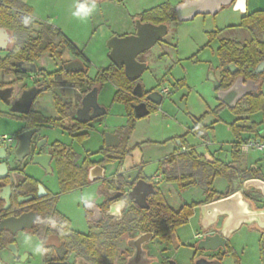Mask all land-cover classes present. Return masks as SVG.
<instances>
[{"label": "rangeland", "instance_id": "374dc122", "mask_svg": "<svg viewBox=\"0 0 264 264\" xmlns=\"http://www.w3.org/2000/svg\"><path fill=\"white\" fill-rule=\"evenodd\" d=\"M22 1L31 8V16L34 20L40 23L33 26L36 31L43 30L44 23L60 27L65 35L84 51L91 61L88 75L92 76L100 67L109 63V49L106 43L111 36L130 35L134 31L137 15L143 10L163 2L174 7L181 0H96V10L86 20H80L72 14L80 0ZM248 1L249 10L253 3L257 5L254 9L264 10V0ZM13 12H15L14 9ZM241 12L234 6H225L215 16L197 15L187 22H172L168 24L164 36V40L171 41V44L159 41L141 56L147 63V69L141 75V81L145 87L149 89L159 83L170 89L169 93L163 95L161 104L154 111L135 121L128 142L122 143L123 146L124 144L130 146L145 142L141 145L140 151L138 150L140 155H136V160L142 156L141 159L145 161V172L155 171L160 160L172 151L176 143L171 140L188 131L192 125L191 116L198 117L205 112L208 113L205 114L203 123L212 127L208 132L207 141L192 133L186 135V140L198 153L210 157L211 153H216V158L230 161L231 144L235 141L230 123L237 118V115L226 106L220 108L217 116L211 110L218 104L213 85L220 73L216 52L219 37L234 38L242 43L250 41L255 36L260 37L259 33L253 34L252 31L238 26ZM214 30H221L220 35L208 44V33ZM35 35L34 33L33 36ZM25 40L26 38L21 42ZM42 63L47 69L54 67L49 57H44ZM259 81L264 95V75ZM113 91L114 85L111 82L106 81L102 84L100 101L106 106L111 105V111L104 118L99 131H90L83 143L72 142L68 134L63 133L61 129L45 128L43 133L49 140L59 139L69 144L72 142L79 153L94 151L100 145L101 131L112 130L126 123L125 107L121 103L112 102ZM37 101V106L44 115L50 116L54 113L50 93L40 95ZM0 109H3L1 103ZM241 117L237 120V124L243 125L252 121L259 123L264 119V110L248 117ZM22 124V119L0 113V137L3 134L12 136L19 131ZM129 166V164L123 165L121 172ZM237 166L240 168L253 166L259 171L257 176L264 178V153L250 151L247 155H241ZM28 171L43 177L51 188H58L56 171L45 174L41 168L33 164L28 165ZM243 181L241 176L235 179L233 189H242ZM225 188L226 180L223 177L216 178L213 189L225 191ZM162 189L168 204L173 208H178L184 203L202 201L205 196L204 189L200 185L182 191L177 184L170 183L163 184ZM91 199H101L96 185H88L82 191L75 190L62 194L58 201V208L71 219L72 227L86 230L87 222L81 203ZM254 199L257 206H262L264 202L262 198L256 194ZM199 220L197 207L194 208L187 223L175 230L163 252L157 238L149 242L148 249L154 256L151 264H161L163 259L173 260L176 264H195V260L202 253L197 247L200 240L195 239V234L201 232L204 235L205 232L201 229ZM218 220L221 221V218ZM251 226L253 225L244 224L230 236L227 242L229 251L223 255L221 264H264V232L261 229L252 230ZM26 237L31 239L26 240ZM38 242L40 243L38 238L28 232L18 233L16 247L19 253L28 254L23 264H43L44 252L43 254L34 252ZM121 246H124L123 242ZM3 252L8 254L7 250ZM204 254L208 253L204 252ZM117 261L118 264L122 263V259L120 257L118 259V256Z\"/></svg>", "mask_w": 264, "mask_h": 264}, {"label": "flooded vegetation", "instance_id": "af4514ba", "mask_svg": "<svg viewBox=\"0 0 264 264\" xmlns=\"http://www.w3.org/2000/svg\"><path fill=\"white\" fill-rule=\"evenodd\" d=\"M181 1H179V3ZM234 1L226 6H233ZM174 7L172 6L173 10ZM224 7L225 6H221L219 12ZM137 22L141 21L137 19L136 23ZM136 23L134 31L131 34L136 33ZM167 26L168 24L166 27ZM215 31L218 33L212 40L220 35L219 31L221 30H214L210 32ZM8 33L10 35V40L5 49H0V53H3L0 54L1 58L5 57L9 53L13 42L12 34L10 32ZM62 33L65 35L64 32ZM164 36L158 39L155 44L159 41H162L164 44H171V41L164 40ZM65 37H67L74 44L76 48L75 50L56 47L57 54L44 53L39 55L33 61H13V64L16 67V73H0V103L3 106V109H0V113L18 117L22 119L23 123L19 131L12 136L3 134L0 137V148L5 153L4 158L0 159V164L5 163L6 166V172L3 177L0 178V191L7 185L9 186V205L4 208L5 201L3 198H0V200H2L0 211V224L2 227L0 228V231H4L8 237L13 239L12 242L7 243L3 248L0 247V259L6 264H15L23 258V264L28 254L25 252L19 253L15 243L18 233L28 232L36 236L45 249L43 264H93L89 258L82 253L83 251L80 252L78 249V245H82L88 234L93 231L97 236H99L100 243H114V260L116 264H118L117 256L118 259L119 257L122 259L121 264H128V261L132 259L135 253V247L132 244L133 241L139 235H142V239H144L147 234H152V238L149 241L144 242L142 245L146 252L147 259L149 260L148 264H151L154 261V256L148 249V243L157 238L159 240L158 243L162 245L161 252L166 250V245L168 244L164 243L155 233V227L159 226V222L157 220H147V218L149 219L150 217L148 213L151 212L150 207L154 203V198L158 192H160L167 201V197L162 189V186L163 184L167 185L170 183L163 179V174L159 170V165L153 172L144 171L145 161L141 159L142 156L136 160V155H140L138 150L141 146L133 149L129 154L122 158L120 155L121 148L124 147L128 149L137 144L135 143L130 146H125L124 144L123 146V141L128 142L130 138L129 136L126 140H124L120 134V128L125 124L122 126H116L112 130L101 131L100 145L94 151H86L83 154L75 150L72 142L75 141L77 143H83L88 138L90 131L98 132L99 127H101L104 123V118L111 111V105H104L100 101L99 97L100 90L104 82L98 84L94 82V79L99 70L113 63L109 60V63L106 66L100 67L94 75H88V69L91 61L84 51L78 48V46L67 35H65ZM221 38L229 37H219V41ZM209 42L208 38V44ZM218 46L219 42L216 49ZM149 49L136 55V60L138 62H144L146 66L136 79H132L134 81L132 94L137 99L134 107L140 103H144L149 110L148 114L154 111L157 106L161 104L163 95L170 92L169 87H167L168 91L163 93L162 90L165 87L163 85L161 86L159 83L147 89L141 81V75L147 69V63L141 56L146 54ZM44 57H49L53 61L54 67L52 69H47L44 66L42 63V59ZM19 62L33 63L36 67V71L28 72L22 70L18 66ZM113 65L115 67H120L115 64ZM228 66H226V69ZM218 68L220 69V73L216 80L219 83V87L215 90L216 92L219 89H226L221 86L220 79L222 76V69L220 66H218ZM107 81L114 85V96V93L118 89L117 85L113 80ZM137 85L140 89H137L135 93H141L140 95L134 94V89ZM32 88H35L37 93L32 99L28 111H12L11 107H13L20 100L26 91ZM153 92L155 93L152 96L151 93ZM46 93L51 94L53 102L54 113L50 116L44 115L37 106V100L40 95ZM148 95H151V97L156 99L157 97H160V103L156 105L148 98ZM112 102L117 101H113L112 98ZM19 108L23 109L24 105L21 103ZM39 115L50 119V121L54 120L55 123H51L50 121L39 122L37 119ZM45 128L61 129L63 133L65 132L68 134L70 140L72 141L71 144L65 143L59 139L49 140L46 134L43 133V129ZM32 129L36 130L30 138L29 153L21 158L22 152H19L17 155L13 152L18 147V135L24 131ZM105 133L117 135L119 138L118 145L111 147L106 146ZM181 135L173 137L171 141H175L176 145H174L172 151L164 158L174 152L186 151L185 147L181 146L180 140L178 139ZM168 140L169 139H167V141ZM185 141L188 143L186 138ZM54 144L64 145L66 150L74 152L76 156L72 160V165L78 171L82 170V172H77L71 175L70 179L74 180V187L68 191H62L60 186L58 168L53 156ZM188 145L192 146L189 143ZM104 148L112 149V151L103 153ZM44 154L49 155L50 158H41L40 161L42 163L33 162L35 155L40 156ZM0 155H2L1 150ZM106 157H110L112 160L105 162L104 160ZM164 158H162L160 162ZM30 164L38 166L45 174H52L56 171L58 188H51L46 184L43 177L37 176L35 172H29L28 165ZM125 164H129L130 166L125 171L121 172V167ZM100 169H102V172ZM261 179L264 180V178ZM88 185L97 186L101 199H91L86 200L85 202L82 201L81 205L84 209L87 228L86 230H80L72 227L71 219L59 210L58 201L62 194L75 190L82 191ZM237 190L240 189H233V191L229 193L225 188V191L218 192L224 193L225 196H227ZM256 194L264 200V197L259 191L251 189L244 192L246 198L253 202L255 208L264 207V202L262 206H257L255 204L254 196ZM213 200H216V197H214ZM200 205L201 204H198L194 208H199ZM16 218H20L18 224H21L20 228L17 230L6 222V220ZM220 218L221 221L218 220L215 227L206 230L203 237L206 234H214L216 230L220 228L223 217ZM46 242H50V244L46 245ZM121 242H123L124 246H121ZM74 243L76 247L73 249L72 246ZM9 244L15 245L17 250L16 256H14L12 252L6 248ZM4 250H7L8 254H5L3 252ZM199 250L202 253H200L198 258H205L207 261L218 260L219 254L222 253L221 249H217L215 251L204 249ZM204 252L208 254H204ZM170 261L172 260L163 259L161 264H164L165 262L171 264ZM135 263L141 264L138 262Z\"/></svg>", "mask_w": 264, "mask_h": 264}, {"label": "trees", "instance_id": "16d2710c", "mask_svg": "<svg viewBox=\"0 0 264 264\" xmlns=\"http://www.w3.org/2000/svg\"><path fill=\"white\" fill-rule=\"evenodd\" d=\"M13 9L15 12H13ZM137 19L141 22H149L152 24H170L177 21L175 12L172 6L163 2L150 9L143 10L137 15ZM27 21V22H25ZM39 25L31 16V8L22 0H0V28H5L12 34V45L9 53L0 57V73H16L13 61L26 60L33 61L39 55L44 53L57 54L56 47L62 49L75 50L74 44L61 32V30L52 24H43L44 28L41 31H36L33 26ZM239 27L248 29L255 33H259L260 37H253L250 41L242 43L234 38H221L219 46L216 49L219 66L222 69L221 86L222 88L229 87L237 77H241L244 81L255 80L258 88L255 92L248 93L240 99L234 107H228L237 118L230 123V129L234 135L235 141L231 144L230 161H224L219 158L206 159L202 153H197L196 150L188 145L185 141V136L192 133L203 140L208 139V132L212 128L208 124L203 123L206 113L198 117H192V126L188 131L179 136L181 146L185 147L186 151L174 152L164 158L159 163V170L163 174V179L166 182H173L178 185L180 190L200 185L204 189L205 198L199 202L185 203L179 208H172L166 201L165 197L158 192L154 198V203L150 207L149 219L157 220L159 226L155 227V233L164 242L169 244L173 232L187 223L190 216L193 214V209L196 205L211 201L216 197L222 198L224 193L213 189V184L216 178L223 177L226 180V189L228 192L233 191V181L239 176L243 180L247 178H261L257 176L259 173L253 166L240 168L237 166L241 156L239 152L240 145L249 137L258 134L259 128H264V119L257 122H248L243 125L237 124V120L241 116H249L258 111L264 110V95L260 88L259 79L263 73H255V66L264 60V10H254L252 12L243 13ZM34 33L36 34L35 36ZM217 31L208 33L209 41L216 35ZM33 34V35H32ZM26 38L22 43L21 41ZM20 39V40H19ZM234 65L237 70L230 72L226 66ZM49 75V74H47ZM107 80H113L117 85V91L114 93L113 101L120 102L125 107L126 123L120 128V134L126 140L134 129L135 121L138 119L134 104L137 102L136 97L132 94L134 81L128 78L123 66L115 67L109 64L102 68L96 74L95 83L101 84ZM225 106L218 101V104L212 113L216 116L220 108ZM39 122H49L50 119L38 116ZM55 123V121H50ZM145 142H140L133 145L131 148H121L120 155L125 157L133 149L140 147ZM102 151V150H101ZM112 151V149L104 148L103 153ZM53 156L55 158L60 186L62 191H68L74 187V180H71V175L78 171L72 165V160L76 156L71 150H66V147L61 144L53 145ZM112 158L106 157L105 162L111 161ZM2 200H0V211ZM67 225V224H66ZM82 245H78L79 251H83L93 264H116L114 260L115 245L113 242L102 244L99 242V236L91 231ZM13 239L8 237L4 231H0V247L3 248ZM86 242V243H85ZM73 249L76 247L73 244ZM229 251V246L226 245V250L219 254L218 260L221 261L223 255ZM164 264H169L165 262Z\"/></svg>", "mask_w": 264, "mask_h": 264}, {"label": "water", "instance_id": "95a60500", "mask_svg": "<svg viewBox=\"0 0 264 264\" xmlns=\"http://www.w3.org/2000/svg\"><path fill=\"white\" fill-rule=\"evenodd\" d=\"M234 0H183L174 7L176 18L179 22H187L192 20L198 14H210L215 15L219 12L221 6L229 5ZM235 9L244 10V0H235L233 3ZM167 32L166 25H155L149 22H137L136 33L130 35H114L107 40V47L109 49L108 58L116 66H123L125 75L130 79H136L138 75L144 70L146 64L144 62H138L136 55L152 47L155 42L162 38ZM10 40V35L5 28H0V49H5ZM18 66L28 72H35L36 67L33 63L19 62ZM230 71H235L236 68L232 65L227 67ZM255 73L264 72V60L260 61L254 68ZM219 87L218 81L214 80L213 89L216 90ZM258 88V84L254 80L243 81L241 77L236 78L233 83L226 89H219L216 92V96L219 102L223 103L226 107H234L236 103L245 95L250 92H255ZM137 89H140L137 85L134 89V94L140 95L141 93H135ZM37 90L32 88L26 91L20 100L11 107L12 111H28L32 99L36 95ZM155 92L151 93L153 96ZM148 95V98L158 105L160 103V97L153 98ZM1 97V94H0ZM24 105V108H19L20 104ZM134 111L138 118H141L148 114L144 103H140L134 107ZM36 129L27 130L18 135V147L13 151L16 155L22 152V156L29 153L30 138ZM119 143V138L115 134L105 133V144L108 147L116 146ZM0 155V159L4 158V151ZM50 158L49 155L34 156L33 162L42 163L41 158ZM38 158V160H37ZM102 172V169H100ZM6 172L5 163L0 164V178L3 177ZM256 190L264 197V180L261 178H248L243 181L242 189L237 190L230 195L223 198L216 199L199 207L200 210V226L201 229L206 231L209 228L216 226V223L220 217H223L221 226L216 230L214 234H206L198 242V249H204L209 251H215L221 249L222 252L226 250V243L230 236L237 231L242 225H256L259 229L264 230V207L255 208L253 202L246 198L244 192L249 190ZM227 192V191H226ZM9 186L7 185L0 191V198L5 201V207L9 205ZM20 218L6 220L8 224L14 229H19L21 224H18ZM0 224V228H1ZM152 234H147L146 238L142 239V235H139L134 241L135 253L128 261V264H148L146 252L142 245L144 242L149 241L152 238ZM50 242H46L49 245ZM12 252L14 256L17 255V250L14 244H9L6 247ZM23 258L15 264H22ZM171 264L175 262L170 261ZM221 264L220 260L207 261L205 258H198L195 264ZM0 264H6L0 259Z\"/></svg>", "mask_w": 264, "mask_h": 264}, {"label": "clouds", "instance_id": "9594fccd", "mask_svg": "<svg viewBox=\"0 0 264 264\" xmlns=\"http://www.w3.org/2000/svg\"><path fill=\"white\" fill-rule=\"evenodd\" d=\"M96 7V0H80V2L75 5V9L72 14L80 20H86L96 10ZM29 239H31V237H26V240ZM44 251L45 249L43 248L42 244L38 242L34 248V252L37 254H43Z\"/></svg>", "mask_w": 264, "mask_h": 264}, {"label": "built area", "instance_id": "2783aa9c", "mask_svg": "<svg viewBox=\"0 0 264 264\" xmlns=\"http://www.w3.org/2000/svg\"><path fill=\"white\" fill-rule=\"evenodd\" d=\"M167 87L163 88L162 92L166 93ZM250 151H258L264 153V128L257 135L247 138L239 147V152L242 155H247ZM198 238L201 234H197Z\"/></svg>", "mask_w": 264, "mask_h": 264}, {"label": "crops", "instance_id": "0c3cea01", "mask_svg": "<svg viewBox=\"0 0 264 264\" xmlns=\"http://www.w3.org/2000/svg\"><path fill=\"white\" fill-rule=\"evenodd\" d=\"M113 1V0H112ZM257 7V5L255 4V3H253V4H251V10H249V1L248 0H244V10L241 12V16H242V14L243 13H246V12H248V11H254V10H256V9H254V8H256ZM33 10V9H32ZM238 11H240V10H238ZM241 16H240V18H241ZM55 27H57V26H55ZM57 28H59L61 31H62V28H60V27H57ZM62 32H64V31H62ZM262 129V126L259 128V131ZM203 154V153H202ZM242 155V154H241ZM203 156L206 158V159H211V157L213 158H215V156H216V153H211V157L210 156H205L204 154H203ZM199 218H200V210H199ZM201 227V226H200ZM252 228V230H255V229H258L259 230V228L256 226V225H254L253 224V226H251ZM262 232H264V231H262ZM197 234H201V237L200 238H198V237H196L197 236ZM203 237V234L201 233V232H197L196 234H195V239H201Z\"/></svg>", "mask_w": 264, "mask_h": 264}]
</instances>
